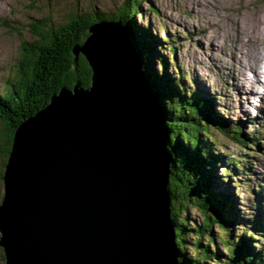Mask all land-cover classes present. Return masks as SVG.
Returning <instances> with one entry per match:
<instances>
[{
  "label": "water",
  "instance_id": "water-1",
  "mask_svg": "<svg viewBox=\"0 0 264 264\" xmlns=\"http://www.w3.org/2000/svg\"><path fill=\"white\" fill-rule=\"evenodd\" d=\"M74 52L89 86H63L15 130L3 176L6 264H180L165 115L121 20Z\"/></svg>",
  "mask_w": 264,
  "mask_h": 264
},
{
  "label": "trees",
  "instance_id": "trees-1",
  "mask_svg": "<svg viewBox=\"0 0 264 264\" xmlns=\"http://www.w3.org/2000/svg\"><path fill=\"white\" fill-rule=\"evenodd\" d=\"M141 1L125 0L112 15L98 11L94 14L73 12L61 24L55 23L51 18L49 22L33 23L31 33L34 39L22 41L21 57L14 79L7 83L5 97L0 95V181L3 180L19 123L48 105L63 86L73 88L77 82L84 86L90 85L92 67L83 52H74L75 46H82L85 42L89 27L101 19L121 20L139 57L142 71L151 89L158 95L165 114L171 158L168 189L172 198V218L181 249L180 264H209L206 261L210 258V253L213 258H218L219 255L221 257L220 251L209 248L210 244H217L213 234L217 225L227 233L224 238L221 233L219 238L227 251V260L219 259L216 264H258L259 259H253L251 254L255 251L249 249L243 238L236 241V245L229 238L228 230L234 221V212L228 203L227 194L210 185V169L218 158V154L211 148L213 143L209 139L210 126L213 123L221 126L219 121L221 124L226 122L214 113L208 100L194 94L183 83L182 78L186 74L179 72V80L167 71L174 61H168L159 52L162 50L159 40L151 29L140 26L136 21V15L141 12ZM170 45L174 51L173 44ZM154 60L162 65L163 71L154 67ZM3 197L4 195L2 199ZM190 205L200 209L203 219L197 226L188 225L190 227H187L186 232L185 227L190 222L181 212H187ZM231 227L233 230V226ZM187 235L194 236L196 242L192 239L189 244L196 245L199 254L187 256L185 253L184 236ZM205 236H208L206 245L201 248Z\"/></svg>",
  "mask_w": 264,
  "mask_h": 264
},
{
  "label": "rangeland",
  "instance_id": "rangeland-1",
  "mask_svg": "<svg viewBox=\"0 0 264 264\" xmlns=\"http://www.w3.org/2000/svg\"><path fill=\"white\" fill-rule=\"evenodd\" d=\"M124 1L125 0H0V94H3V97H5L6 85L9 81L14 79V73L17 71L18 62L21 57L22 41L34 39L31 33L34 27L33 23L36 22L38 24L40 21L49 22L51 18L55 23L61 24L66 22L73 12L94 14L98 11L112 15L119 10ZM140 7L139 10L141 12L135 17L137 23L140 24V26L149 27L151 32L156 35L162 49L159 52L165 56V59L168 61L173 60L172 55L174 54V56H176L177 61L175 65L170 64L171 66H169V68L167 67L169 73L176 79L179 78V80L181 77L179 72L180 74L182 72L185 73L186 85L191 91L198 92V94H202V96L208 97L210 100L212 99V105L214 107L212 108L219 111V114L223 116L225 114L226 117H230L228 111H231L232 117H230V119L234 118L233 115H236L239 116L238 119L241 118V120L246 123L248 122V118L255 119V124H250L249 128H246V131L252 134L256 133L260 141L259 144L247 146L246 148L240 147V145L236 144L228 135L223 134L224 138L219 133L216 135L218 137L216 141L219 143L212 144L219 156L222 158L221 155H225V157L221 159L222 161L218 163L216 169V166L210 169V185L212 187H218L216 190L225 192L229 198L228 203L234 212L235 218L234 223H231V226H234L233 230H231L232 227L229 226L228 232L230 233L229 238L233 240L236 245V241H240L242 239L241 237L245 236L242 223H254L255 220L259 219L264 223V206L258 207L260 206L258 204H263L264 201L263 199L257 200L253 194V189H250L252 186L254 188L255 185L259 183L263 186L262 196H264V171L262 172L264 169V57L261 62V72L255 76V79L252 80V72L245 67H243L241 72L239 69L240 67H238L237 63L234 61L237 57L235 53L237 51L233 48L232 32L228 30L218 18L224 22L226 18L234 17L237 10L238 12L236 13L243 14V17L251 15L253 19L260 14L262 18H260V20L259 18L258 20L255 19V21L258 27L261 28V38H263L264 0H142L140 2ZM104 20L106 19L98 21ZM214 28L218 33L213 32ZM170 43L175 45L172 46L176 49L175 52L171 50ZM242 47H244V45L240 48ZM156 60L153 61L154 67L158 71H163L161 68L162 65ZM205 62H208V66L214 65V70L219 67V77L217 79L212 71L209 72L204 66L205 64L203 65ZM229 74L230 76H228ZM240 74H242L243 79H241V83L244 84V90L247 91L248 88V90H252V92L256 93L255 95H251L249 92L239 91L236 88L237 84L235 83L238 82L234 79H238ZM200 80L202 82L205 80L207 84L212 87L213 92L210 90V93L206 94L204 91L205 87ZM200 89L202 93H200ZM214 89L216 92L218 91L217 93L219 95L216 96L214 94ZM244 93L248 95V98L247 95H243ZM228 104L230 108L227 107ZM253 108L256 110H252ZM253 112L257 115L252 114ZM24 120L25 119H23L22 122H24ZM22 122H20L19 125ZM220 122L221 121H219V124H221ZM227 122H229V120H227ZM235 153H238L239 156L240 154L243 155V153H246V163H249L252 167L251 169L250 167L247 168L248 170L243 168L241 171L238 169V171L231 172L232 176L227 178V176L222 175V171H226V169L219 167V165L220 163L222 165H227L226 161L232 159ZM247 155H249V158ZM255 173L259 176L258 178L254 176ZM212 175L215 176V179H213ZM245 182L251 187L247 186V188L244 186V184H246ZM3 193L4 183L2 180L0 181V203L3 200ZM255 204L258 205V208ZM181 213L182 216H187L190 222L185 227L186 232H188V225L197 226L202 222V212L193 205L188 207L187 212L184 211ZM221 233L223 234V238L225 234H227L224 229L220 231L218 228H214L213 234L217 244H210L209 246V248L214 251H220L221 257L219 255L218 258H213V256H211L212 253H210V258H207L208 261H206L209 264H216L219 262V259L223 261L227 260V251L219 240V238H221ZM246 235L249 234L246 233ZM184 237L186 241L185 245L184 243L183 245L186 246L185 253L187 256L199 254V248H196L194 244H189L192 242V239L196 242L194 236L187 235V237ZM207 238L208 236L203 237L204 243H202L203 245L201 248L206 245L205 242ZM259 239L264 241V237L259 236ZM259 239L255 238L256 241H254V243L259 241ZM255 247L256 250L261 248L258 243ZM0 264H6L2 245H0Z\"/></svg>",
  "mask_w": 264,
  "mask_h": 264
},
{
  "label": "bare ground",
  "instance_id": "bare-ground-1",
  "mask_svg": "<svg viewBox=\"0 0 264 264\" xmlns=\"http://www.w3.org/2000/svg\"><path fill=\"white\" fill-rule=\"evenodd\" d=\"M218 7V6H217ZM220 10V9H219ZM238 12V10L236 11ZM235 12V16L234 17H228L226 18V20L223 22L220 18H218V20L220 22H222V24H224L228 30H230L232 32V39H233V48L237 55V57L235 58V62L237 63L238 67H240V71L242 72L243 67H245L246 69L250 70L252 72V80L255 79V76L259 74V72L261 71V62L262 59L264 57V41L262 35H261V28L258 27V25L256 24V20H260L261 15L258 14V17H256L255 19H253V17L251 15H248L247 17H243V14H238ZM241 12V11H240ZM238 15V16H237ZM227 16V15H226ZM229 16V15H228ZM263 20V19H262ZM206 23V22H205ZM213 32L218 33V31L214 28ZM262 34L264 36V29H262ZM242 45H244V47L240 48ZM253 45V46H250ZM222 47V46H221ZM239 55V56H238ZM239 57V58H238ZM241 59V60H240ZM223 60V59H222ZM205 64V65H204ZM218 64V63H217ZM203 65L206 67V69L213 73V75H215V78L217 79L219 77V73H218V68L216 70L214 65H210L208 66V62L203 63ZM227 65L229 66V63L227 62ZM224 66L226 67V65L224 64ZM264 67V66H263ZM154 69V68H153ZM152 69V70H153ZM214 70V71H213ZM264 71V70H263ZM230 76V74L228 75ZM242 74H240V76L237 78H235L234 80H236L238 83L236 85V88L239 91H244V92H249L251 93V95H255L252 90H248L247 91L244 90L243 87V83L242 82ZM211 80V79H210ZM201 81V80H200ZM202 82V81H201ZM254 82V81H253ZM203 85H208L207 82L205 80H203ZM204 86V87H205ZM209 86V85H208ZM210 87V86H209ZM208 87V88H209ZM219 88V87H218ZM234 88V87H233ZM210 89V88H209ZM212 89V88H211ZM250 89V88H249ZM6 90V89H5ZM205 90V88H204ZM214 91L216 92V90L214 89ZM213 92V91H212ZM218 92V91H217ZM216 92V93H217ZM242 93V92H241ZM213 95V94H212ZM244 96L247 95L246 93L243 94ZM248 98V95H247ZM249 101V100H247ZM226 102V101H225ZM236 103V102H235ZM237 105V103H236ZM251 107V106H250ZM252 110H256L255 108H253ZM254 113V112H253ZM233 117L235 119H238V116L233 115ZM221 123V122H220ZM229 123H232V121H229ZM227 157V156H226ZM264 171V169L262 170V172ZM224 175V173L222 174ZM214 176V175H213ZM219 176V175H218ZM215 178V177H214ZM224 178V177H223ZM239 179V178H238ZM236 182V181H235ZM248 188V187H247ZM262 200V199H261ZM240 205V204H239ZM256 205V204H255ZM251 206V205H250ZM258 205H256L257 207ZM259 207V206H258ZM257 207V208H258ZM249 209V208H248ZM174 213V212H173ZM249 213V212H248ZM249 217V216H248ZM177 231V230H176ZM259 237V236H258ZM178 238V237H177ZM214 239V238H213ZM256 249V247H255ZM199 258V257H198Z\"/></svg>",
  "mask_w": 264,
  "mask_h": 264
}]
</instances>
